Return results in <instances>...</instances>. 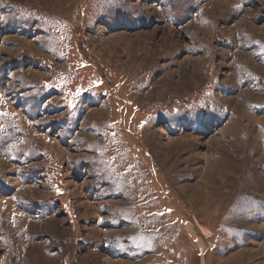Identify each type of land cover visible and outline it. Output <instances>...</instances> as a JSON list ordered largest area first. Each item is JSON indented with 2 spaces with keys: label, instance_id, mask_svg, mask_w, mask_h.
Wrapping results in <instances>:
<instances>
[{
  "label": "rangeland",
  "instance_id": "rangeland-1",
  "mask_svg": "<svg viewBox=\"0 0 264 264\" xmlns=\"http://www.w3.org/2000/svg\"><path fill=\"white\" fill-rule=\"evenodd\" d=\"M0 264H264V0H0Z\"/></svg>",
  "mask_w": 264,
  "mask_h": 264
}]
</instances>
